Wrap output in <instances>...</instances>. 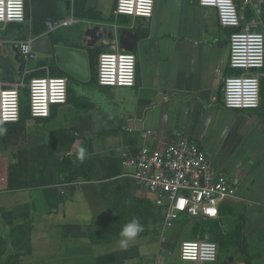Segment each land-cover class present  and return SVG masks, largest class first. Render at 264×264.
I'll list each match as a JSON object with an SVG mask.
<instances>
[{"label": "crops", "instance_id": "1", "mask_svg": "<svg viewBox=\"0 0 264 264\" xmlns=\"http://www.w3.org/2000/svg\"><path fill=\"white\" fill-rule=\"evenodd\" d=\"M116 4L117 0H26V22L4 29L0 26V81L6 87L24 86L23 78L19 83L15 75L14 82L8 79L7 74L15 71L7 47L12 40L31 42L37 59L26 61L22 57L23 75L37 74L36 78L51 76L55 59L51 48H81L87 26L118 25L124 27L118 30L119 35L131 31L138 36L134 88L111 89L76 82L75 88L73 84L72 89L69 87L67 104L54 106L50 118L34 119L27 110L19 124L0 125L5 130L0 133V151H4V145L12 150L7 139L15 135L10 131L13 128L21 127L31 137L29 150L37 159L28 180L33 185L34 200L39 203L34 205L39 211L35 209L33 216L38 222L45 218L48 232H56L58 224L74 222L70 211L54 198L57 192L66 197L62 198L65 202L74 196L76 217H80L78 223L82 222L79 224L85 222V217L91 221L104 214L106 199L115 196L129 206L144 199L155 202V196L136 188L125 176L122 158L138 151L141 133L146 130L154 132L146 141L154 149L191 138L207 152L215 171L232 179L240 196V200L221 207L219 220L209 222L217 223L224 232H235L236 238L246 244L249 256H257L264 263V79L260 108L227 110L224 81L233 74L229 66L232 30L221 26L215 9L201 7L198 0H156L151 19L133 22L129 17L115 15ZM70 19L75 23L56 30H62V34L54 36L49 23ZM101 48L113 52L117 45ZM64 156L72 158L71 182L64 180L68 176L60 163ZM8 182L6 178V186ZM18 183L22 187L25 182ZM45 208H50L49 212L44 213ZM202 235L198 230V235L189 239ZM186 240L182 239V243ZM44 245L50 261L68 262V251L80 244ZM62 246L66 251L60 252ZM82 247L91 254L73 256L70 264H102L108 260L116 263L115 252H94L96 249L88 244Z\"/></svg>", "mask_w": 264, "mask_h": 264}, {"label": "built area", "instance_id": "2", "mask_svg": "<svg viewBox=\"0 0 264 264\" xmlns=\"http://www.w3.org/2000/svg\"><path fill=\"white\" fill-rule=\"evenodd\" d=\"M156 0H117L115 15L133 22L151 19ZM203 8L218 13L221 26L232 30L229 66L233 74L224 81V107L247 111L261 106L264 79V0H198ZM249 16L251 18L249 19ZM26 22V0H0V26ZM75 20L49 23L50 31L68 28ZM116 30L117 49L104 52L98 60L97 84L104 88L130 89L137 82V60L134 53L121 49ZM134 28V24L130 29ZM26 61H36L37 54L29 41L20 42ZM241 71V74H236ZM2 68L0 65V79ZM70 79L36 77L28 85L30 116L48 119L54 106L68 102ZM22 85L6 87L0 81V125L18 124L21 120ZM153 131L141 133L142 145L134 154L125 155L121 166L136 188L155 196L156 206L163 210L165 226L174 228L183 218L199 221L220 219L221 207L240 200L237 185L225 173L215 171L207 152L191 138H183L154 149L146 144ZM220 246L209 235L182 243L180 260L187 264H218ZM158 264V263H156Z\"/></svg>", "mask_w": 264, "mask_h": 264}, {"label": "rangeland", "instance_id": "3", "mask_svg": "<svg viewBox=\"0 0 264 264\" xmlns=\"http://www.w3.org/2000/svg\"><path fill=\"white\" fill-rule=\"evenodd\" d=\"M250 18L251 16H249ZM61 32L62 30L55 31L53 35L57 36ZM50 53L54 57L55 49L51 48ZM52 61L53 67L49 72L50 75L58 67L56 56ZM30 64L34 63L31 62ZM45 74L48 73L45 72ZM7 75L9 82H14V72ZM35 76L37 74L23 75L22 93L26 100H29L28 85ZM76 82L80 84L79 81L72 79L69 87L71 86L72 89L73 84L75 88ZM14 133L13 137L7 139L8 146L12 150L9 151V148L4 145V151H0V165L2 164L0 169V182L2 184L0 186V264H70L73 263V256H80L82 253L91 254L83 249L82 246L85 244H88L92 250L95 248L94 252L104 251L105 254L115 252V264H187L180 260L179 251L182 239L192 240L189 237L194 238L192 236L198 235L200 223L192 222L189 219L181 220L174 228L168 229L165 226L163 210L159 209L155 202L150 199L137 201L134 204L131 202L130 206L122 201L123 199H117L116 196L113 199H106L107 210L104 214L95 216L91 221L85 217V222L79 224L82 222L78 223L80 217H76L78 210L74 205L76 202L73 203L75 201L74 196L68 197L67 202H65L64 199L62 200L65 196L61 192H57L58 197L54 193V198L60 199L61 207L64 206L66 210L70 211L71 216L74 217V222L69 221L65 225L66 227L63 224L61 226L58 224L55 226L58 228L56 232H48V222L44 225L45 218L42 217L41 221L38 222L33 216L35 209H39L35 208L34 205H39V203L34 200L33 185L28 180L29 174L32 172L33 161L37 159L29 150L28 139L31 140V137L23 131ZM18 148L21 151L13 150ZM53 161H56V157L53 158ZM6 178L7 182L8 180L11 182H8L7 186ZM12 179H14L13 182ZM15 179L18 182L20 180L25 182L20 183L24 188L20 187L19 183L15 184ZM49 209L45 208L44 213L49 212ZM51 210L53 211V209ZM133 219L139 221L143 226V231L129 242L127 249L122 250L119 245L120 231L125 224ZM193 229H195V233L192 231ZM204 233H208L207 235L218 242L220 248L222 247L223 239L218 225L205 222L203 235ZM235 240V251L221 250L218 264H228L231 257L234 258L232 264H241L238 260L239 254L249 256L246 244L239 238ZM34 244H36V252ZM44 244L80 245L74 246V251L67 253V257L72 261L68 260L67 262L61 259L54 262L49 260L47 256L48 247ZM60 249V252L66 251L65 246ZM108 261L102 264H111L110 260Z\"/></svg>", "mask_w": 264, "mask_h": 264}, {"label": "water", "instance_id": "4", "mask_svg": "<svg viewBox=\"0 0 264 264\" xmlns=\"http://www.w3.org/2000/svg\"><path fill=\"white\" fill-rule=\"evenodd\" d=\"M121 49L134 53V47L138 41V36L131 31H123L118 37ZM116 43V30L112 25H90L83 31L81 48H71L65 46L55 47V56L58 67L73 79L87 83L91 80V66L88 50L101 48L105 45ZM10 61L14 66L15 82L19 83L23 78V59L20 44L12 40L7 45ZM234 258L231 257L228 264H232Z\"/></svg>", "mask_w": 264, "mask_h": 264}, {"label": "trees", "instance_id": "5", "mask_svg": "<svg viewBox=\"0 0 264 264\" xmlns=\"http://www.w3.org/2000/svg\"><path fill=\"white\" fill-rule=\"evenodd\" d=\"M104 51H105L104 48H95V49H89L88 50L92 76H91V80L89 82L81 83L82 85H84V86H94V85L97 84L98 60H99L100 55L102 53H104ZM236 74H238V75L241 74V71H238ZM51 76H53V77H67V78H69L71 80L73 79L72 77H70L66 73H64L59 67H57V69L52 72ZM20 91H21V118H22L26 114L27 110H29V113H30V109H29V100L27 99L28 100L27 101L24 98L23 93H22V88H20ZM28 97H29V91H28ZM27 104H28V106H27ZM13 125H17V124H13ZM10 131L18 133V132L22 131V128L21 127H16V128L11 129ZM71 162H72V158L69 157V156H64V157H62L60 159V163L63 165V173L68 175L64 180L65 181H69V182H71V180H72ZM13 181H14V179H12V182ZM16 183H18V181L15 179V184ZM202 222H204V223L203 224L200 223L199 230L203 234V227L205 226V222L206 223H210V222L209 221H202ZM214 224L218 225L217 223H214ZM218 229H219V231H220V233L222 235V239H223V245L220 248V253H221V250L222 251L226 250V251L234 252L235 251V246H236L235 245L236 244V240L235 239H237L236 235H235V232H224L219 227V225H218ZM207 234L208 233H204V235H202V236H205ZM237 252H240V251H237ZM239 256H240V258L238 260H239V262L241 264H264V263H259L258 262L260 259L257 256L250 257V256H245L242 253L239 254Z\"/></svg>", "mask_w": 264, "mask_h": 264}, {"label": "clouds", "instance_id": "6", "mask_svg": "<svg viewBox=\"0 0 264 264\" xmlns=\"http://www.w3.org/2000/svg\"><path fill=\"white\" fill-rule=\"evenodd\" d=\"M5 130L0 129V133H3ZM85 154V149L80 150V158L83 159ZM143 231V226L139 223L138 220L133 219L131 222L124 225L120 231L119 245L121 249H127L129 242L134 240L140 232Z\"/></svg>", "mask_w": 264, "mask_h": 264}]
</instances>
